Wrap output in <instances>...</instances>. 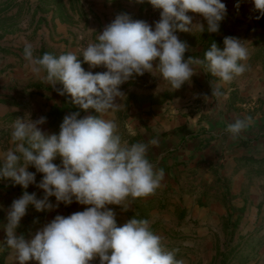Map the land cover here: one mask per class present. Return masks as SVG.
Returning <instances> with one entry per match:
<instances>
[{
    "label": "crops",
    "instance_id": "0c3cea01",
    "mask_svg": "<svg viewBox=\"0 0 264 264\" xmlns=\"http://www.w3.org/2000/svg\"><path fill=\"white\" fill-rule=\"evenodd\" d=\"M54 1L62 3V7L42 8L33 23L40 26L34 54L49 52L58 56L73 51L84 70L93 73L106 69L90 68L84 63L83 49L95 42L97 34L116 15L126 13L133 20H144L150 25L160 16V10L153 9L147 0L142 4L135 0H78L71 7L67 5L69 0ZM222 2L227 15L218 33L176 34L189 46L185 58H203V52L213 41L222 50L226 36L245 41L251 53L248 71L221 87L224 96L211 95L210 84L219 81L204 68L192 77L190 86L185 84L172 92L163 86L157 91L159 81L145 73L120 86L126 94L125 110L109 114L129 143L158 138V146H150L148 158L165 173L155 194L137 199L128 212L109 206L117 214V225L132 215L148 219L152 230L165 238L169 250L180 249L177 259H183L185 264H213L216 253L224 257L237 252L244 255L247 246L239 245L241 239H264V17L253 18L251 0H240L238 9L234 7L237 0ZM14 5L15 0L11 4L0 0V15L4 16ZM188 14L194 22L201 19ZM23 48V41L16 44L0 40V153L12 147L10 125L14 119L22 118V113L32 120L45 116L47 122L40 128L49 133H58L69 112L80 111L81 117L95 114L93 110L81 111L71 104L69 96L58 95L32 73L23 57ZM23 105H27L26 109ZM245 117H252V124L233 139L228 125ZM59 162L57 158L55 163ZM28 170L35 172L31 167ZM40 179L41 174L37 173L36 181ZM27 191L42 195L34 185ZM21 194L19 185L0 179V264H18L6 244L3 225L7 223L6 210ZM50 199L54 202V198ZM81 210L83 206L73 203L61 205L57 211L67 216ZM55 214L37 213L29 207L17 235L30 239ZM257 253L264 255V244ZM220 259L217 264L224 263Z\"/></svg>",
    "mask_w": 264,
    "mask_h": 264
},
{
    "label": "clouds",
    "instance_id": "9594fccd",
    "mask_svg": "<svg viewBox=\"0 0 264 264\" xmlns=\"http://www.w3.org/2000/svg\"><path fill=\"white\" fill-rule=\"evenodd\" d=\"M135 2L142 4L145 0ZM147 3L160 10L159 20L153 25L133 20L126 13L118 14L97 34L95 42L83 49V62L90 68L102 66L106 69L103 72L85 71L73 51L36 56L32 44L24 45L23 57L32 73L58 95L69 96L71 104L81 111L93 110L95 114L81 117L80 111L69 112L58 133L40 128L47 122L45 116L36 120L30 115L18 117L10 125L12 147L0 153V179L22 189L6 210L7 223L3 225L6 244L18 264H185L177 259L180 249L169 250L165 238L152 230L148 219L132 215L117 225V214L109 206L128 212L134 201L155 194L165 173L148 158L149 148L158 146V138L129 143L109 114L125 110L126 94L120 86L145 73L159 81L157 91L163 86L172 92L185 84L190 86L192 77L204 68L219 81L210 84L211 95L222 97L225 93L221 87L248 71L251 53L245 41L226 36L222 50L213 41L203 58H185L189 46L176 33H218L227 15L222 0ZM251 4L253 18L264 17V0H251ZM239 6L237 0L234 7ZM188 13L201 19L194 22ZM57 84L62 87L57 88ZM252 122V117L236 119L227 131L235 139ZM57 158L59 164L55 163ZM30 167L35 172L29 171ZM37 173L41 174L39 182ZM30 185L42 195L29 193ZM73 203L83 210L67 216L58 213L61 205ZM29 207L37 213L57 214L25 239L16 230Z\"/></svg>",
    "mask_w": 264,
    "mask_h": 264
},
{
    "label": "rangeland",
    "instance_id": "374dc122",
    "mask_svg": "<svg viewBox=\"0 0 264 264\" xmlns=\"http://www.w3.org/2000/svg\"><path fill=\"white\" fill-rule=\"evenodd\" d=\"M11 1L8 0V3L10 2L11 4ZM69 2L67 5L71 7L76 5L78 0H69ZM61 5L62 3L55 2L54 0H34V2L31 0H15V5L6 11L4 16L0 15V40L8 41V43L16 42V44L19 41H23L24 45L26 43L32 44L34 50H36L34 41L39 39L38 30L40 26L38 24L34 25L33 23L38 16V12L42 11V8L53 6L62 7ZM26 107L27 105H23V109H26ZM22 118H24L23 113ZM263 244L264 239H256L253 237L245 240L241 239L239 245L247 246V252L244 255L237 252L230 253L224 257L223 254L216 253L211 262L217 264V260L220 257L222 259L219 262L222 263L224 261L223 264H264V255L257 253V250Z\"/></svg>",
    "mask_w": 264,
    "mask_h": 264
}]
</instances>
